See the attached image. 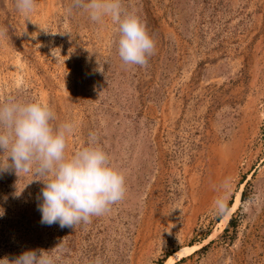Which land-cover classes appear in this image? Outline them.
<instances>
[{"label": "rangeland", "instance_id": "obj_1", "mask_svg": "<svg viewBox=\"0 0 264 264\" xmlns=\"http://www.w3.org/2000/svg\"><path fill=\"white\" fill-rule=\"evenodd\" d=\"M72 3L37 0L29 21L0 0V103L74 121L69 154L97 132L126 196L61 228L41 223L34 169L0 173V264L41 249L56 264H264V0H122L156 42L145 66L119 57L115 22ZM226 177L222 228L212 204Z\"/></svg>", "mask_w": 264, "mask_h": 264}, {"label": "clouds", "instance_id": "obj_2", "mask_svg": "<svg viewBox=\"0 0 264 264\" xmlns=\"http://www.w3.org/2000/svg\"><path fill=\"white\" fill-rule=\"evenodd\" d=\"M15 6L31 21L37 0H15ZM73 9L83 10L92 21L103 23L110 18L118 25V55L125 64L145 66L155 55V40L137 14L123 9L122 0H73L70 11ZM56 119L51 106L40 101L9 98L0 103V153L8 156L7 164L0 161V173L14 170L18 175L34 169L44 185L37 197L41 201V223L77 228L105 215L125 198L126 176L112 165L95 131L89 132L87 146L69 154L68 140L76 123L54 124ZM232 191L231 177L216 186L212 204L216 215L226 217L231 213ZM21 194L18 190L15 193L17 197ZM9 264H56V254L54 249L28 250Z\"/></svg>", "mask_w": 264, "mask_h": 264}, {"label": "bare ground", "instance_id": "obj_3", "mask_svg": "<svg viewBox=\"0 0 264 264\" xmlns=\"http://www.w3.org/2000/svg\"><path fill=\"white\" fill-rule=\"evenodd\" d=\"M239 199H240V194L238 196V200ZM228 220H229V215L226 216V217H224V219L222 220V222H221V227L222 228L226 225V223H227ZM187 253H188V250H181V251H178L177 252V256L178 257H182V256L186 255Z\"/></svg>", "mask_w": 264, "mask_h": 264}, {"label": "trees", "instance_id": "obj_4", "mask_svg": "<svg viewBox=\"0 0 264 264\" xmlns=\"http://www.w3.org/2000/svg\"><path fill=\"white\" fill-rule=\"evenodd\" d=\"M245 197V192H244V195H243V198ZM230 222L232 223V224H234V222H235V218H231V220H230ZM213 241H211L210 243H208L207 245H205V246H203L201 249H199V250H197L196 252H199V251H202V250H205V249H207V247L212 243Z\"/></svg>", "mask_w": 264, "mask_h": 264}]
</instances>
